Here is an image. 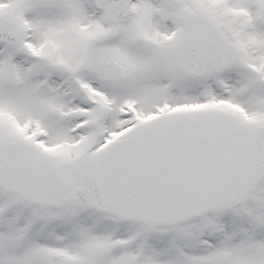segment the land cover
<instances>
[{
    "label": "snow or ice",
    "instance_id": "1",
    "mask_svg": "<svg viewBox=\"0 0 264 264\" xmlns=\"http://www.w3.org/2000/svg\"><path fill=\"white\" fill-rule=\"evenodd\" d=\"M0 264H264V0H0Z\"/></svg>",
    "mask_w": 264,
    "mask_h": 264
}]
</instances>
